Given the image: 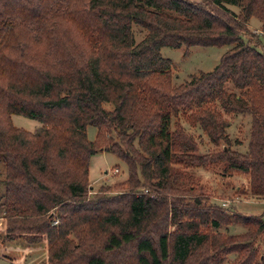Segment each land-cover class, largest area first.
<instances>
[{
  "label": "trees",
  "instance_id": "1",
  "mask_svg": "<svg viewBox=\"0 0 264 264\" xmlns=\"http://www.w3.org/2000/svg\"><path fill=\"white\" fill-rule=\"evenodd\" d=\"M252 17L264 35V0H0L4 240L43 243L44 264H264L262 218L211 202L187 172L222 165L247 176L241 195L264 200V51L244 39L256 37ZM133 25L146 31L138 42ZM181 46L229 48L173 85L160 49ZM12 115L41 126L18 128ZM236 115L250 116L244 152L227 132ZM180 117L222 150L200 154ZM99 152L127 166L118 194L88 196ZM230 226L243 231L220 230Z\"/></svg>",
  "mask_w": 264,
  "mask_h": 264
},
{
  "label": "rangeland",
  "instance_id": "2",
  "mask_svg": "<svg viewBox=\"0 0 264 264\" xmlns=\"http://www.w3.org/2000/svg\"><path fill=\"white\" fill-rule=\"evenodd\" d=\"M189 1L200 2L201 0ZM230 9L238 12L236 7L230 6ZM259 25L260 22L256 17L249 19L248 28L250 32H256ZM133 33L135 41L138 42L145 36L146 31L137 25H133ZM244 39L246 41L250 40L254 44H259L260 47L258 49H264V36H260L259 39L257 36L252 38L250 35H244ZM228 48V46L162 47L160 53L163 57L169 58L172 61L171 81L173 85H178L190 80L194 74L197 75L199 72L211 71ZM179 119L186 130L192 133L197 141L201 142L198 150L200 154L222 150L223 144L218 146L209 144L198 128L189 126L182 117ZM11 120L14 126L26 131H35V129L41 126L40 122L20 115H12ZM176 120L173 119L172 122L174 123ZM231 121V126L227 130L231 141L235 139L241 141L240 145L234 144L232 147L240 152H244L247 148L250 116L236 115ZM96 133L95 127L88 126L86 128L89 140H95ZM187 172L192 175L194 185L202 187L205 193L212 197L211 202L226 208H234L244 215L260 216L264 221V201L257 200L256 198L247 199L239 193L242 188L246 187L247 176L239 172L224 171L222 165L191 168L187 169ZM127 175V166L114 154L99 152L93 155L89 159L88 196H93L104 186L110 188L108 192L111 194L120 193L124 190V186L121 184L127 178ZM3 178L4 167L0 165V197L4 190L1 182ZM1 215L2 208L0 207V256H3L0 257V264H9V260H17L20 264H44L46 251L43 243L29 246V250L25 251L26 242L22 240H4V224ZM220 230L228 234H236L243 231L238 226L222 227ZM10 247L11 249H8ZM234 259L235 255H229L223 264H232Z\"/></svg>",
  "mask_w": 264,
  "mask_h": 264
},
{
  "label": "crops",
  "instance_id": "3",
  "mask_svg": "<svg viewBox=\"0 0 264 264\" xmlns=\"http://www.w3.org/2000/svg\"><path fill=\"white\" fill-rule=\"evenodd\" d=\"M248 25H249V21H248ZM254 33L256 34V36L260 39V36H264L262 33H261V31H260V25H259V28L256 30V32L254 31ZM260 41V40H259ZM260 45H261V43H260ZM260 46H258V48H259ZM263 48H264V46H263ZM260 50V49H259ZM263 51H264V49H263ZM262 201H264V200H262ZM29 248L30 247H24V250L26 251V250H29ZM8 249H11V247L10 248H8ZM0 257H3V256H0ZM6 258V257H5ZM9 259V258H8ZM13 261H16L17 262V264H20L17 260H9V264H12L13 263Z\"/></svg>",
  "mask_w": 264,
  "mask_h": 264
}]
</instances>
